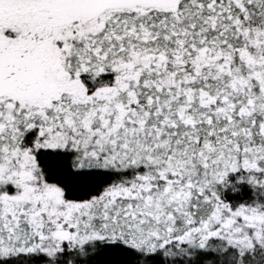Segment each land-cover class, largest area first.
I'll use <instances>...</instances> for the list:
<instances>
[{"label":"snow or ice","instance_id":"snow-or-ice-1","mask_svg":"<svg viewBox=\"0 0 264 264\" xmlns=\"http://www.w3.org/2000/svg\"><path fill=\"white\" fill-rule=\"evenodd\" d=\"M261 196L264 0H0V264H264Z\"/></svg>","mask_w":264,"mask_h":264},{"label":"trees","instance_id":"trees-1","mask_svg":"<svg viewBox=\"0 0 264 264\" xmlns=\"http://www.w3.org/2000/svg\"><path fill=\"white\" fill-rule=\"evenodd\" d=\"M243 173H229L225 185L222 187V198L229 202H243L245 199H250L252 196V188L246 179H243ZM264 200V196L260 197Z\"/></svg>","mask_w":264,"mask_h":264}]
</instances>
